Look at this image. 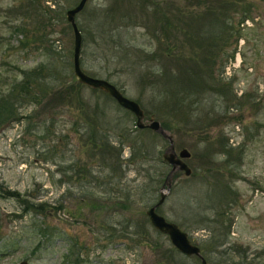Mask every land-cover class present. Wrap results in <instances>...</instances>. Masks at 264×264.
Returning <instances> with one entry per match:
<instances>
[{"label":"rangeland","instance_id":"obj_1","mask_svg":"<svg viewBox=\"0 0 264 264\" xmlns=\"http://www.w3.org/2000/svg\"><path fill=\"white\" fill-rule=\"evenodd\" d=\"M44 1L50 3L51 0ZM68 1L59 0V5L66 9L78 0ZM154 1L162 12L156 13L152 7L142 8L141 0H88L86 8L114 5L136 13L142 21L136 31H128L131 41L147 50L160 51L165 65L173 69L201 61L206 47L197 28L200 20L216 9L218 0ZM249 1L255 7L243 23H237L240 6L236 12L231 11V32L227 43L222 42L212 67L223 81H232L237 96L246 92L252 99L227 115L209 111L206 104L200 124L185 125L170 116L152 114L160 122L165 120L169 124L170 129L166 130L173 136L175 151L186 148L190 152L185 160L192 170L190 175L181 170L174 172L170 189H163L165 198L157 211L176 222L193 242L199 243L208 235L209 228L207 225L199 227L202 222L194 221L193 214L202 207L208 214H214V203L218 200L213 198L212 185L219 177L230 183L237 195L230 205L229 242L247 248V259L253 264H264V0ZM13 2L0 0V29L7 32L5 37L10 38L12 44L8 45L7 40L0 44V82L7 75H14L10 63L32 66L44 58L43 48H37L34 41L24 49L14 45L20 35L9 34L11 14L3 12ZM84 9L76 15L80 22L87 20ZM202 24L208 34L217 29L208 18ZM64 25H56L54 36L57 39L53 44L62 53L70 50L67 77L76 80L72 70L73 33L71 28L61 32ZM114 50L116 48L112 47L107 51L106 57L98 56L89 40L81 52V67L89 74L109 79L125 95L136 100L139 88L129 77L131 72L123 69L117 59L109 57ZM232 52L233 56L222 68L220 60ZM1 60L9 63H1ZM83 92L106 104L107 114L119 115L125 125L135 128V116L127 113L106 92L86 84ZM79 104L76 99L69 103L52 99L40 105H29L22 112L30 118L0 129V264H11L23 258L28 264H163L161 249L173 247L167 235L156 230L149 221H146V232L141 229L133 236L124 233L129 228L128 223L140 224L147 220L148 205L137 195L128 207H121L96 191L94 195L84 196L83 185L76 174L73 175V170L64 172L68 164L78 165L90 159V145L72 126L80 117ZM140 137L149 145L154 142L155 152L160 155L169 144L167 138L150 132L140 133ZM222 137L227 138L233 153L243 148L236 175L233 169L225 167L226 156L218 150ZM129 154L126 144L121 158ZM233 155L231 163L237 161ZM150 163L156 166L152 159ZM137 165L130 163L126 169L121 181L123 190L132 187L135 191L145 179L144 166ZM153 170L151 167V172ZM191 176L202 179L190 181ZM8 190L17 191L32 202H43L44 206L38 212L23 211L24 203ZM210 206L212 208H208ZM127 219L130 222L126 223ZM209 264H222L219 255L209 253Z\"/></svg>","mask_w":264,"mask_h":264},{"label":"trees","instance_id":"obj_2","mask_svg":"<svg viewBox=\"0 0 264 264\" xmlns=\"http://www.w3.org/2000/svg\"><path fill=\"white\" fill-rule=\"evenodd\" d=\"M140 4L142 8L152 7L156 13L162 12L158 10V3L154 0H141ZM238 5L241 11L237 19L239 24L251 16L254 4L249 0H218L216 9L211 10L208 16L201 19L197 28L206 47V53L200 57L201 61L189 64L182 69H173L165 65L160 51L147 50L144 46L131 41L128 31H136L135 29H138L142 21L136 13L132 14L128 9L123 10L114 5H92L86 8V2L83 12L87 15V20L80 22L76 18L83 36L81 52L89 40L94 44L98 56L106 57L107 51L115 47L116 50L112 51L109 57L117 59L116 62L121 64L123 69L131 72L132 75H128L134 79V83L139 88L136 100L142 106L145 115L157 114L165 118L170 116L182 121L185 125H190L192 122L200 124L206 104L209 111L227 115L230 110L239 109L252 99L246 92L237 96L233 91L232 81H223L221 76L215 74V68L212 67L217 53L221 51L222 42L227 43L230 29H232L231 15L232 12L237 11ZM66 9L59 5V0H51L50 3H45L44 0H14L3 10L6 15L11 14L12 18L9 34L20 35L17 36L16 44H14L16 48L24 49L31 41H34L37 48H43L44 58L32 66L10 63L14 75L5 76L0 82V129L10 123L30 118V115L22 112L29 105H40L52 99L69 103L76 99L80 102L78 106L80 117L72 126L81 139L90 145V159L78 165H75V162L70 163L64 172L73 170V175L76 174V179L83 185L81 190L84 196L94 195L96 191L105 195L108 200H114L121 207H128L136 200L135 195H137L138 199L149 206L159 198V188L164 182L169 164L162 159V155L155 152V143L149 145L145 138L141 139L140 133L150 132L164 137L156 131L152 132L150 128L128 127L119 115L107 114L106 104H101L97 98L85 96L83 83L67 77L71 66L69 59L71 52L69 50L62 53L53 44L57 39L54 36L56 25L65 24L60 29L61 32L71 28L65 17ZM206 18L217 26V29L209 34L203 30L202 22L206 21ZM5 33L7 32L0 29V44L7 40L8 45L11 46V40L5 37ZM237 35L240 36L241 32L238 31ZM215 48H217L216 51ZM232 56L233 52L224 60H220L222 68L227 59ZM1 63L9 62L1 60ZM124 110L127 113L130 112ZM161 125L167 130L170 129L165 120L161 121ZM126 144L130 148V154L128 157L121 158ZM218 150L226 156L223 160L225 167L227 166L231 171L233 169L236 175L243 148L239 147L233 153L227 138L222 137L218 143ZM232 154L237 160L233 163L230 159ZM150 159L156 163V166L150 163ZM130 163L138 164L139 167L144 166L142 168L146 171L145 179L137 186L138 191L136 189L134 191L132 187L123 190L121 186ZM151 167L154 169L153 172ZM68 177L71 178V175ZM190 178V181L198 179L193 176ZM201 179L200 177L198 180L201 181ZM8 192L24 203L23 211L32 209L38 212L44 206L43 202H32L17 191L8 190ZM212 192L213 198L218 200L214 203L216 205L214 214H208L203 207L193 214L194 221L202 222L199 227L207 225L209 228L208 235L197 243L201 253L208 264L209 253L219 255L222 264H253L247 259L249 254L247 248H241L229 242L232 223L229 212L230 205L236 201L235 190L230 183L218 177L212 185ZM146 221L148 219L145 218L140 224H135L128 223L130 219H127L129 228L127 227L124 233L126 236H133L139 234L141 229L146 232ZM38 229L42 231L41 227ZM161 253L165 259L163 264L199 262V258L195 255L182 254L174 246L161 249Z\"/></svg>","mask_w":264,"mask_h":264},{"label":"water","instance_id":"obj_3","mask_svg":"<svg viewBox=\"0 0 264 264\" xmlns=\"http://www.w3.org/2000/svg\"><path fill=\"white\" fill-rule=\"evenodd\" d=\"M87 1L88 0H78L74 5L65 10L66 20L70 24L73 33L72 70L76 80L93 88L101 89L110 95L120 107L130 111L135 116V127L139 129L150 128L160 133L164 138H167L169 144L161 155L162 159L169 164L170 168L161 186L158 200L147 206L145 215L156 230L168 236L171 244L179 252L188 256L195 255L199 258L200 264H207V260L201 253L199 245L190 239L188 233L176 222L168 220L157 211V206L163 202L166 191L171 187L174 172L176 170H181L185 175L191 174V167L185 160V158L189 157L190 152L186 148H181L176 152L172 134L169 133L153 115L146 117L142 106L137 100L125 95L123 91L109 79L89 74L81 67L80 56L83 36L78 27L76 15L83 9ZM11 264H28V260L23 258Z\"/></svg>","mask_w":264,"mask_h":264},{"label":"flooded vegetation","instance_id":"obj_4","mask_svg":"<svg viewBox=\"0 0 264 264\" xmlns=\"http://www.w3.org/2000/svg\"><path fill=\"white\" fill-rule=\"evenodd\" d=\"M195 243V242H194ZM197 244V243H196ZM198 245V244H197ZM197 257V256H196ZM198 258V257H197ZM199 262H200V260H199ZM208 264V263H207Z\"/></svg>","mask_w":264,"mask_h":264}]
</instances>
